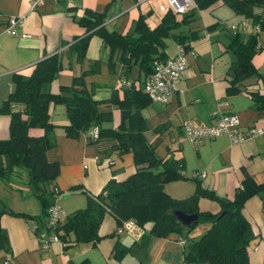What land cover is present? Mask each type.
Returning <instances> with one entry per match:
<instances>
[{
	"label": "crops",
	"instance_id": "0c3cea01",
	"mask_svg": "<svg viewBox=\"0 0 264 264\" xmlns=\"http://www.w3.org/2000/svg\"><path fill=\"white\" fill-rule=\"evenodd\" d=\"M86 8L104 14L114 11L113 16L104 18L105 26L122 33L132 29L141 12L149 11L146 22L150 26L159 21L162 13L155 1L40 0L31 5L30 0H0V105L13 89V71L27 75L45 53L59 52L62 68L51 81L50 89L59 90L60 85L70 83L73 76L84 71L92 96L100 100L99 110L112 114L111 120L103 121L101 126L118 124L119 110L108 98L123 80L130 82L139 71L135 65L125 77L118 52L111 53L95 32L90 33L82 57L77 56L76 50H70L71 43L84 34V27L76 19ZM10 16L20 18L14 26L15 33L7 31ZM187 28L197 34L188 40L185 48V71L168 101L150 99L141 108L146 123L144 135L149 140L157 138L155 151L158 155L181 158L184 163L183 172L187 177L163 185L170 196L182 198L190 195L195 188V181L190 176L197 174L203 187L219 196L232 198L243 177V169L256 181L264 180V130L236 143L231 142L226 134L192 142L185 137L182 124L185 121L207 124L212 121L213 112H232L237 115L241 128L253 125L264 128V108H257L252 97L242 91L243 86L264 90V30H257L259 48L252 57L261 76H249L238 83L240 88H229L225 74L234 56L225 47L227 33L232 28L244 32L252 30L250 20L236 13L227 3L217 0L206 8L197 9ZM177 47L173 38H165L167 56H174ZM50 117L54 124L55 143L47 149L46 157L59 162V174L54 181L61 192L55 196L54 202L63 213L83 207L87 198L85 191L96 193L109 178L122 179L134 169L130 151L116 153L110 150L113 138L90 141L85 132L77 137L68 136L64 129L67 114L63 103L50 106ZM8 123L9 115L0 113V138L8 135ZM7 181L8 186L0 183V193L7 197L3 200L7 206L29 214L41 212L40 203L27 183L24 167L14 166ZM79 183L81 189H70ZM198 207L215 212L219 204L201 196ZM241 210L255 235L247 246L249 264H264V193L248 197ZM43 220L41 223V219L22 215H0V264H74L82 257H87L93 264H180L190 241L188 235H195L180 231L155 236L137 224L131 232L120 237L130 245V250L117 258L112 247L115 236L108 234L116 224L111 214H104L99 225L102 237L94 244L64 243L57 239L44 245L45 236L38 234L46 230ZM31 223L35 229L31 228Z\"/></svg>",
	"mask_w": 264,
	"mask_h": 264
},
{
	"label": "trees",
	"instance_id": "16d2710c",
	"mask_svg": "<svg viewBox=\"0 0 264 264\" xmlns=\"http://www.w3.org/2000/svg\"><path fill=\"white\" fill-rule=\"evenodd\" d=\"M194 1L195 6L183 13L166 9L153 26L146 22L149 11L141 12L132 29L124 33L108 29L103 12L86 8L76 19L84 27V34L76 38L69 47L70 50H76L79 58L85 54V44L90 33L95 32L111 53L118 52L125 77L135 65L139 71L128 85L120 83L118 89L114 88L108 98L119 110V122L114 127L101 126L103 121L111 120L112 114L110 111L99 110L100 100L92 96L84 71L73 76L70 83L60 85L59 90L50 89L51 81L62 68L59 52L45 53L33 64L27 75L16 70L12 72L13 89L0 105V113L9 115L8 135L0 138V179H8L14 166L24 167L27 183L39 200L41 212L29 214L16 211L0 200V215H22L35 220L41 219V223L44 222L43 219L45 222L49 220L48 208L55 204V196L61 192L54 181L59 173V162L46 157L47 149L55 143L50 106L53 103H63L67 114L64 129L68 136L77 137L85 132L90 141L103 137L113 138L110 150L116 153L130 151L134 169L122 179L109 178L96 193L85 191V205L71 213H63L46 230L55 233L64 243L94 244L102 237L99 225L105 213L114 217L115 226L133 218L136 224L155 236L180 231L189 234L199 221H203L208 222V226L199 235H188L190 241L180 264H249L247 246L255 235L241 208L251 195L264 193V180L256 181L243 169V177L236 186L233 197L227 198L203 187L197 174H194L190 176L195 181L194 191L186 197H172L164 190L163 185L167 181L187 177L183 172L184 163L181 158L158 155L155 151L157 138L149 140L144 135L146 123L140 111L150 98L143 89V81L153 71L157 61L166 58L165 38L171 37L187 48L188 40L197 33L174 30L189 24L195 18L197 9L206 8L217 0ZM221 1L248 18L254 27L247 32L235 29L225 43L226 49L234 56L225 77L229 88H240L238 83L243 79L261 76L252 57L259 48L257 30H264V0ZM242 91L252 97L257 108H264V90L243 86ZM94 126L98 130L97 137L91 138L88 131ZM81 187L79 183L72 185L70 189ZM201 196L216 200L219 209L215 212L199 209L198 199ZM173 208L186 213L195 212L197 218L189 227H184L169 212ZM108 234L115 236L112 247L117 258L129 252L130 245L120 239L125 233H116L113 228ZM74 264L93 263L87 257H82Z\"/></svg>",
	"mask_w": 264,
	"mask_h": 264
},
{
	"label": "built area",
	"instance_id": "2783aa9c",
	"mask_svg": "<svg viewBox=\"0 0 264 264\" xmlns=\"http://www.w3.org/2000/svg\"><path fill=\"white\" fill-rule=\"evenodd\" d=\"M40 0H30L31 5H35ZM195 6L194 0H166L165 3H158L157 7L160 11L171 9L175 13H183L187 9ZM20 22V18L17 16H10L8 18L7 31L9 33H15V24ZM185 48L182 44H178L177 53L174 56H167L163 60L157 61L153 71L148 74L143 81V89L147 93L150 99L158 102H166L170 98L176 83L186 68ZM122 84H128L127 80H123ZM213 119L207 124H195L192 121H185L182 126L184 128L185 137L192 142H198L204 137L217 136L220 134H226L231 142L236 143L243 141L246 138L262 133L264 128L260 126H250L241 128L239 125L238 117L232 112H213L211 113ZM97 127L89 129L88 133L91 138L97 137ZM109 160V157H107ZM63 211L57 204H53L48 208L49 220L45 223V228L53 224L56 220L62 217ZM136 222L133 218H128L115 226L116 233H129L136 226ZM32 229L35 226L30 224ZM40 236H45L44 245H47L51 241L57 240L58 237L55 233L45 230L38 233Z\"/></svg>",
	"mask_w": 264,
	"mask_h": 264
},
{
	"label": "rangeland",
	"instance_id": "374dc122",
	"mask_svg": "<svg viewBox=\"0 0 264 264\" xmlns=\"http://www.w3.org/2000/svg\"><path fill=\"white\" fill-rule=\"evenodd\" d=\"M152 1H155L156 5H158V3H165L166 4V0H151V1H145V0H135V2H138V3H143V2H152ZM125 8V7H124ZM115 13L114 11H110V13L108 14H104L103 17L104 18H107V17H110V16H113ZM189 24L187 25H181L179 26L176 30H174L175 32H178V30H182L186 33H189V29L187 28ZM235 30V28H232L229 30V33L228 34V37L227 39L232 35V32ZM227 41V40H226ZM225 41V42H226ZM116 155V154H115ZM118 157V156H117ZM118 159V158H117ZM113 166V165H112ZM59 174V173H58ZM15 180V179H14ZM0 183H3L4 185H7L8 184V181L7 179H0ZM8 186V185H7ZM4 199H7L6 196H4L3 194L0 193V200L3 202ZM39 201V200H38ZM208 222H203V221H199L195 226L194 228L191 230V232L195 235H199L207 226H208ZM188 240L190 239V237L187 238Z\"/></svg>",
	"mask_w": 264,
	"mask_h": 264
},
{
	"label": "water",
	"instance_id": "95a60500",
	"mask_svg": "<svg viewBox=\"0 0 264 264\" xmlns=\"http://www.w3.org/2000/svg\"><path fill=\"white\" fill-rule=\"evenodd\" d=\"M1 210H2V206L0 204V211ZM169 212L172 213L176 217V220L184 227H189L193 223V221H195L197 218V213H195V212L194 213H186L179 208H173V209L169 210Z\"/></svg>",
	"mask_w": 264,
	"mask_h": 264
}]
</instances>
